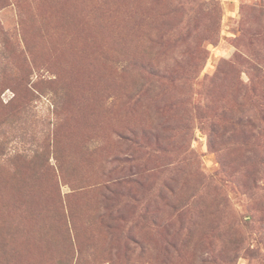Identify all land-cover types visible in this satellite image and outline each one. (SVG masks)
<instances>
[{
	"label": "rangeland",
	"instance_id": "obj_1",
	"mask_svg": "<svg viewBox=\"0 0 264 264\" xmlns=\"http://www.w3.org/2000/svg\"><path fill=\"white\" fill-rule=\"evenodd\" d=\"M71 1L0 0V264H264V0Z\"/></svg>",
	"mask_w": 264,
	"mask_h": 264
},
{
	"label": "trees",
	"instance_id": "obj_2",
	"mask_svg": "<svg viewBox=\"0 0 264 264\" xmlns=\"http://www.w3.org/2000/svg\"><path fill=\"white\" fill-rule=\"evenodd\" d=\"M72 4L67 3V9H66V13H65V18L66 21L69 23L70 28L74 31V36H73V42L72 44L69 46V48L71 49V51H74V47L78 46V43L80 42H76V41H86V39H89L91 41H95V36L92 35L91 31H89V35L87 36V33L84 32V29L87 27L88 29L93 28V30H96V28H99L100 34L102 36V39L105 38H109L110 35V29L111 27L103 20V19H98L96 21L91 22L90 24H85L83 21L82 23L76 22L77 17L76 15L72 16V9H75L76 11H78V15L81 17H83V0H72L71 1ZM76 38V39H75ZM91 48H98L99 45H90ZM77 55H81L82 57V65H86L87 64V58L85 57V55L81 54L79 49L78 52L76 53ZM68 61H70V65L72 66H76L77 62H74L72 60L67 59ZM87 71L93 72V68L88 67L86 68ZM263 78H264V74H263ZM260 106L262 107L259 108V112H258V120L252 119V118H246V119H242L243 116H240L239 121H242L244 125L247 126H254V124L258 123V122H264V103L261 102Z\"/></svg>",
	"mask_w": 264,
	"mask_h": 264
}]
</instances>
